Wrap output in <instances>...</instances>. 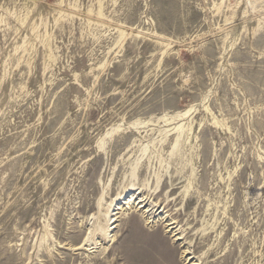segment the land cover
<instances>
[{
    "label": "rangeland",
    "instance_id": "1",
    "mask_svg": "<svg viewBox=\"0 0 264 264\" xmlns=\"http://www.w3.org/2000/svg\"><path fill=\"white\" fill-rule=\"evenodd\" d=\"M193 262L264 264V0H0V264Z\"/></svg>",
    "mask_w": 264,
    "mask_h": 264
},
{
    "label": "bare ground",
    "instance_id": "2",
    "mask_svg": "<svg viewBox=\"0 0 264 264\" xmlns=\"http://www.w3.org/2000/svg\"><path fill=\"white\" fill-rule=\"evenodd\" d=\"M187 113V111H185V112H183V113H180V114H178L177 116H183V115H185ZM109 134H110V132H109ZM179 135V134H178ZM133 195H134V193L133 194H131L129 197H127L126 199H125V201L122 203V206L121 207H123V205H125V207H131V206H129L130 204H132V203H134V199L136 198H133ZM119 200V196H116L112 201H111V205L113 204V203H115L116 204V202ZM139 203V202H138ZM114 204V205H115ZM127 205V206H126ZM115 209H118V208H115ZM151 209V208H150ZM148 210V209H147ZM111 211H113V210H110V212H107L108 214H109V217H107V219L105 220L106 221V226L104 227V228H102L101 230L103 231L102 232V234L104 235V236H106L107 238H108V241H111L112 240V235L110 234V232H111V229H112V225H113V223L116 221V217H115V215L117 214V212H115V213H111ZM150 211V210H149ZM149 211H146V209H145V213H146V218H147V220L148 219H150V218H152V216L154 215V212H149ZM108 214L106 215V216H108ZM170 224V222L168 223V225ZM173 224V223H172ZM99 228V227H98ZM97 230V228H95L94 230H90V232H89V234H88V236L84 239V241L85 242H88V240H90V238H91V235H92V232H94V231H96ZM169 231L170 232H173V236H174V240H179L180 239V236L178 235V233H176V232H174V230L172 229V227H170V229H169ZM176 235H178L177 237H176ZM85 244V243H84ZM84 244L82 245V247L84 246ZM80 247H81V245H79V246H77V249H80ZM87 250H89L90 249V247H87L86 248ZM190 253H189V251H188V247L186 246L183 250H182V252H181V256L183 257V259L186 261V260H188L189 258H190V255H189ZM189 255V256H188ZM192 264H197L196 262H193Z\"/></svg>",
    "mask_w": 264,
    "mask_h": 264
}]
</instances>
